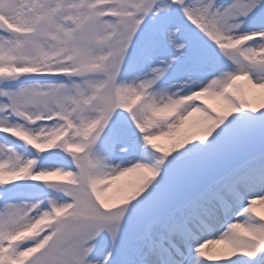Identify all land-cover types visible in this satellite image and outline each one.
<instances>
[{
  "label": "snow or ice",
  "instance_id": "obj_1",
  "mask_svg": "<svg viewBox=\"0 0 264 264\" xmlns=\"http://www.w3.org/2000/svg\"><path fill=\"white\" fill-rule=\"evenodd\" d=\"M0 264H264V0H0Z\"/></svg>",
  "mask_w": 264,
  "mask_h": 264
}]
</instances>
